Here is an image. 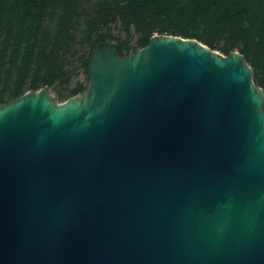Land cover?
I'll use <instances>...</instances> for the list:
<instances>
[{"label": "water", "instance_id": "water-1", "mask_svg": "<svg viewBox=\"0 0 264 264\" xmlns=\"http://www.w3.org/2000/svg\"><path fill=\"white\" fill-rule=\"evenodd\" d=\"M84 90L0 104V264H264V92L238 51L154 35Z\"/></svg>", "mask_w": 264, "mask_h": 264}, {"label": "trees", "instance_id": "trees-1", "mask_svg": "<svg viewBox=\"0 0 264 264\" xmlns=\"http://www.w3.org/2000/svg\"><path fill=\"white\" fill-rule=\"evenodd\" d=\"M154 35L238 51L264 92V0H0V104L44 86L64 102L98 44L130 54Z\"/></svg>", "mask_w": 264, "mask_h": 264}, {"label": "rangeland", "instance_id": "rangeland-1", "mask_svg": "<svg viewBox=\"0 0 264 264\" xmlns=\"http://www.w3.org/2000/svg\"><path fill=\"white\" fill-rule=\"evenodd\" d=\"M79 79L82 81V82H87L86 79H85V76L84 75H80ZM53 94V93H52ZM61 103V102H59Z\"/></svg>", "mask_w": 264, "mask_h": 264}]
</instances>
